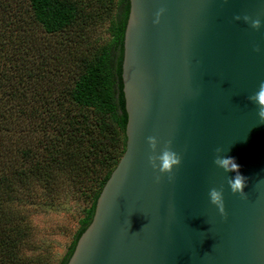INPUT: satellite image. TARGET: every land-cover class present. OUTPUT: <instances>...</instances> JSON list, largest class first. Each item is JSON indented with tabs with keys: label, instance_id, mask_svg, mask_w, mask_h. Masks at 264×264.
I'll list each match as a JSON object with an SVG mask.
<instances>
[{
	"label": "water",
	"instance_id": "water-1",
	"mask_svg": "<svg viewBox=\"0 0 264 264\" xmlns=\"http://www.w3.org/2000/svg\"><path fill=\"white\" fill-rule=\"evenodd\" d=\"M129 4L125 151L67 264H264V124L248 99L264 81V0ZM150 136L181 157L171 179L149 162ZM217 154L240 165L247 198L231 191L236 173L215 165Z\"/></svg>",
	"mask_w": 264,
	"mask_h": 264
},
{
	"label": "trees",
	"instance_id": "trees-1",
	"mask_svg": "<svg viewBox=\"0 0 264 264\" xmlns=\"http://www.w3.org/2000/svg\"><path fill=\"white\" fill-rule=\"evenodd\" d=\"M129 0H0V264H54L33 216L71 189L90 224L126 146L122 83ZM111 17L110 39L86 38Z\"/></svg>",
	"mask_w": 264,
	"mask_h": 264
},
{
	"label": "rangeland",
	"instance_id": "rangeland-1",
	"mask_svg": "<svg viewBox=\"0 0 264 264\" xmlns=\"http://www.w3.org/2000/svg\"><path fill=\"white\" fill-rule=\"evenodd\" d=\"M110 21L111 17L105 19L98 24L92 34H89L86 38L89 45L96 49L100 42L110 39L108 30ZM89 205V199L82 198L71 189L64 192L53 206L33 216V223L36 225L35 241L48 251L50 254L48 256L52 258L54 264L60 262L66 255L73 235Z\"/></svg>",
	"mask_w": 264,
	"mask_h": 264
},
{
	"label": "clouds",
	"instance_id": "clouds-1",
	"mask_svg": "<svg viewBox=\"0 0 264 264\" xmlns=\"http://www.w3.org/2000/svg\"><path fill=\"white\" fill-rule=\"evenodd\" d=\"M162 12L163 9H161ZM157 15L159 17L160 13ZM235 19L240 20L241 17L236 16ZM243 20L248 22L254 29L261 27V20L259 18L253 19L251 16L245 15L243 16ZM255 51H260V48L256 47ZM248 99L257 105L259 122L260 124H264V81L260 82L256 92L249 96ZM148 143L152 150V154L148 157L151 166L161 174H169V178L171 179L174 168L181 164L180 155L172 149L171 141L166 142L163 148H159L158 139L150 136L148 137ZM215 151L219 153L221 149L217 148ZM214 164L222 168L225 172L236 173L234 177L230 176L227 179V183L234 194H240L241 197L247 198L244 189L247 186L248 178L240 173V165L235 161V158L217 154L214 158ZM157 179L159 180V176ZM209 197L210 202L217 206L219 212L222 215H226L223 191L211 188Z\"/></svg>",
	"mask_w": 264,
	"mask_h": 264
}]
</instances>
